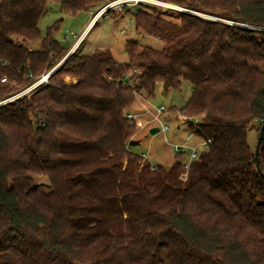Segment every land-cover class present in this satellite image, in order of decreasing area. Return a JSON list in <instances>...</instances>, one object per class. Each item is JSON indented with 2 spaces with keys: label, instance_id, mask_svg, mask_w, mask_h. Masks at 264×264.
I'll list each match as a JSON object with an SVG mask.
<instances>
[{
  "label": "trees",
  "instance_id": "16d2710c",
  "mask_svg": "<svg viewBox=\"0 0 264 264\" xmlns=\"http://www.w3.org/2000/svg\"><path fill=\"white\" fill-rule=\"evenodd\" d=\"M167 1L216 20L141 4L136 30L165 47L128 41L122 64L39 28L49 2L75 16L101 0H0V103L64 61L0 104V264H264V136L259 167L248 143L264 125V0ZM185 82L177 112L212 141L188 171L183 152L170 167L132 152L127 118L137 93Z\"/></svg>",
  "mask_w": 264,
  "mask_h": 264
},
{
  "label": "rangeland",
  "instance_id": "374dc122",
  "mask_svg": "<svg viewBox=\"0 0 264 264\" xmlns=\"http://www.w3.org/2000/svg\"><path fill=\"white\" fill-rule=\"evenodd\" d=\"M110 1L111 0H101V3L90 11H81L75 16L63 14L60 11L58 4L49 2L48 12L41 19L39 28L43 36H45L49 28L58 25V30L54 31L53 37L63 46L69 48L72 46L69 53H73L78 45L84 41V44L81 47V52L83 54L87 55L94 51L108 50L111 52L114 59L122 64L129 63L130 61L127 53L128 41L137 42L142 47H149L158 52H161L164 49L165 43L163 41L136 30L134 17L137 11L140 10L141 5L133 7L130 10L128 8L111 9L109 10L110 12L108 11L104 17L100 18L91 29L85 32L84 30L91 20L92 15L98 13ZM156 8L162 13V16L165 19L172 22H179L177 14L179 11L164 10L159 7ZM193 12L191 13L193 14ZM195 13L198 12L195 11ZM198 14L216 20V18L211 16L202 13ZM63 62L64 61H60L52 70L45 73H54ZM130 75L131 73H129L128 78ZM49 77L48 81L44 84L49 83ZM65 81L67 83H75L76 78L66 76ZM31 91L25 92L22 95H28ZM192 91V85L187 82L183 83L182 88L179 90L165 91L161 85H158L155 97L149 99V106L152 108V110L150 108V112H148L142 103L138 102L142 99L139 97L140 94H136V102L130 112L138 114V119L136 120L137 131L133 139L138 140L139 144L130 146L132 152L142 157L143 155L146 156L153 165L170 167L174 163L175 157L179 154L176 151L175 146L182 145V162L186 163L190 160V148L198 147L203 142V139L198 136L189 137V126L187 124H180L176 117L180 114L177 111L180 110L191 97ZM13 97H15V95ZM13 97L11 98L13 99ZM162 105L167 109L174 107V114L176 116L171 113H165L160 115L161 122L156 120V108ZM192 122L194 125H197L201 122V118L195 117L192 119ZM163 125L168 126V129L163 130ZM153 127H160L161 130L155 134H151L150 129ZM259 127L260 123L255 122L254 127L248 131V143L253 151L257 145ZM181 179H187L186 175L183 174ZM35 184L43 191H50V188L47 186L48 179L46 177H35Z\"/></svg>",
  "mask_w": 264,
  "mask_h": 264
},
{
  "label": "built area",
  "instance_id": "2783aa9c",
  "mask_svg": "<svg viewBox=\"0 0 264 264\" xmlns=\"http://www.w3.org/2000/svg\"><path fill=\"white\" fill-rule=\"evenodd\" d=\"M141 4H146V5H150L153 7H159V8H162L164 10L179 11V12H186V13L187 12H189V13L193 12V11H190V10L185 9L183 7L177 6L171 2H168L167 0H112V1L108 2L98 13L92 15L91 22H93V24H95L100 18L104 17V15L111 9H115V8L131 9V8L137 7ZM193 14L199 15L198 13H195V12H193ZM50 74L51 73H48L46 75L44 74L39 80H37L35 83H33L29 88H27L24 91L20 92L19 94L15 95V97H13V99L12 98L8 99L7 101L2 102L0 104H4L8 101L14 100L17 97H19L20 95H22L23 93L35 89L36 87H38L42 83H46L48 81V77ZM139 97H141L142 100H139L138 102L142 103V105L148 110V112H150L152 110V108L149 106V104H150L149 98H147V96H144L143 94L142 95L140 94ZM150 108H151V110H150ZM156 112H157V115L155 116V119L158 120L159 122H161L160 115H163L166 113V107L163 105L159 106L156 108ZM127 118L129 120H131L137 126L136 120L138 119V114H135L134 112H129L127 114ZM178 121L180 124H186L188 122H192V119L179 114ZM167 129H168V126L163 125V130H167ZM160 130H161V128H160ZM192 136H196V135H195V133L190 132L189 137H192ZM211 144H212V141L210 139H206V140H203V142L198 147H191L190 148V150H191L190 160L186 163L184 162V166H183L184 169L186 171H188L191 163L193 161H196L199 158L201 152L209 150ZM175 149L177 152L180 153L183 150V146L182 145H176ZM143 159L146 160L147 157L143 155ZM184 175H186V177H187V173H185Z\"/></svg>",
  "mask_w": 264,
  "mask_h": 264
},
{
  "label": "water",
  "instance_id": "95a60500",
  "mask_svg": "<svg viewBox=\"0 0 264 264\" xmlns=\"http://www.w3.org/2000/svg\"><path fill=\"white\" fill-rule=\"evenodd\" d=\"M217 20H219V19H217ZM159 131H160L159 127H153V128L150 129V133L151 134H155V133H157ZM263 136H264V125H262V127L260 128V131L258 133L257 145L255 147V157H256V161H257L258 167H259V154H260V148H261ZM138 144H139V141L138 140H134V139H132L129 142V146H135V145H138ZM262 175H264V174L262 173Z\"/></svg>",
  "mask_w": 264,
  "mask_h": 264
},
{
  "label": "crops",
  "instance_id": "0c3cea01",
  "mask_svg": "<svg viewBox=\"0 0 264 264\" xmlns=\"http://www.w3.org/2000/svg\"><path fill=\"white\" fill-rule=\"evenodd\" d=\"M93 25H94L93 22H91V20H90L84 31L87 32L89 29L92 28ZM77 45H78V44H77ZM77 45H76V46H77ZM89 54H91V53H89Z\"/></svg>",
  "mask_w": 264,
  "mask_h": 264
},
{
  "label": "clouds",
  "instance_id": "9594fccd",
  "mask_svg": "<svg viewBox=\"0 0 264 264\" xmlns=\"http://www.w3.org/2000/svg\"><path fill=\"white\" fill-rule=\"evenodd\" d=\"M130 10V9H129Z\"/></svg>",
  "mask_w": 264,
  "mask_h": 264
}]
</instances>
